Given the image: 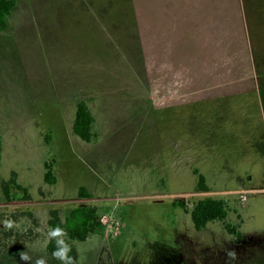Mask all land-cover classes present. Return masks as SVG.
<instances>
[{"label": "rangeland", "instance_id": "374dc122", "mask_svg": "<svg viewBox=\"0 0 264 264\" xmlns=\"http://www.w3.org/2000/svg\"><path fill=\"white\" fill-rule=\"evenodd\" d=\"M7 22L0 227L16 226L0 264H61L49 210L80 203L101 225L72 241L79 264H264V0H16ZM80 99L91 141L72 131ZM13 173L27 198L14 184L5 198ZM206 196L226 200L239 237L174 204Z\"/></svg>", "mask_w": 264, "mask_h": 264}, {"label": "trees", "instance_id": "16d2710c", "mask_svg": "<svg viewBox=\"0 0 264 264\" xmlns=\"http://www.w3.org/2000/svg\"><path fill=\"white\" fill-rule=\"evenodd\" d=\"M15 5L16 0H0V29H5L7 27L8 17L10 16ZM94 122V115L90 111L85 100H78L72 122L73 133H75L84 141H91L96 136V131L93 129ZM193 171L197 174L198 189L205 191L206 185L204 175L200 172H197V169H194ZM44 180L46 182L54 183L55 177L53 176L50 169L45 171ZM11 184L20 187V189L23 191L22 197H28L26 189L16 184L15 175L13 173L10 178L2 181L3 192L7 200H10L12 197ZM78 197L91 198V193L85 188V186L80 185L78 188ZM174 204L180 205L185 212H189L193 225L197 230L205 227L207 222L217 219L223 222L225 229L229 233L235 234L237 237L240 236L236 225L226 221L229 208L226 200L222 198H215L211 196L200 198L193 203L190 209L187 207L184 201L178 200L174 202ZM47 225L50 230L56 228L57 226L67 230V236L65 239L71 245V252L69 255L75 259V264H79L77 250L72 241H84L94 231L96 226L101 225V222L98 209L95 205L80 203L73 206L64 216H61L58 209H50ZM11 233L12 229L5 231L0 227L1 247L5 246L6 240L11 235ZM55 248V240H51L48 237L46 243L47 252L52 255Z\"/></svg>", "mask_w": 264, "mask_h": 264}, {"label": "clouds", "instance_id": "9594fccd", "mask_svg": "<svg viewBox=\"0 0 264 264\" xmlns=\"http://www.w3.org/2000/svg\"><path fill=\"white\" fill-rule=\"evenodd\" d=\"M5 229H12L16 226L15 221L11 219H5L3 222ZM49 239L55 240L56 248L52 253L54 259L61 261V264H75V259L69 255L71 252V245L66 241L67 230L57 226L51 229L48 233ZM228 257L232 260L236 258L235 252H228ZM20 257L24 261L31 262L32 258L28 252H21ZM34 264H47L45 258L41 257L35 260Z\"/></svg>", "mask_w": 264, "mask_h": 264}]
</instances>
